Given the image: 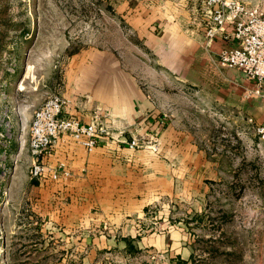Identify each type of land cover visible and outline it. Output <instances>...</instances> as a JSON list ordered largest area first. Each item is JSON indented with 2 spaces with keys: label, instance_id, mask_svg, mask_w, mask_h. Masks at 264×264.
Listing matches in <instances>:
<instances>
[{
  "label": "rangeland",
  "instance_id": "obj_1",
  "mask_svg": "<svg viewBox=\"0 0 264 264\" xmlns=\"http://www.w3.org/2000/svg\"><path fill=\"white\" fill-rule=\"evenodd\" d=\"M242 1L264 10V0ZM208 10L206 0H0V264H264V139L255 130L264 98L252 87L244 104H224L155 52L189 36L207 44ZM108 60L122 84L150 93L164 121L140 132L105 118L110 132L128 134L125 145L137 136L147 200L139 213L92 225L80 198L64 217L70 199L30 177L29 125L69 66Z\"/></svg>",
  "mask_w": 264,
  "mask_h": 264
},
{
  "label": "crops",
  "instance_id": "obj_2",
  "mask_svg": "<svg viewBox=\"0 0 264 264\" xmlns=\"http://www.w3.org/2000/svg\"><path fill=\"white\" fill-rule=\"evenodd\" d=\"M201 43L198 38L189 36L177 50L160 49L155 52L169 70L176 72L181 79L197 86L196 88L208 89L213 99L218 98L225 104L231 103L230 98L235 97L236 104L238 101L244 104L246 101L242 100L241 93L243 89L252 88L254 82L240 70L220 66L216 60V54L221 47L234 44L232 38L215 36L207 44L202 46ZM106 62L109 63L105 64L103 61L89 69H84L79 64L69 66L65 82L57 92L69 99L63 107L64 111L73 113L86 122L94 112L104 118H111L114 123L120 119L131 121L140 125V132L148 127L161 128L158 125L159 109L150 93L144 92L140 84L131 81L122 84L115 64L109 60ZM205 73L209 76L207 80H203ZM252 101L256 106L257 99ZM121 136L125 140L120 142L110 138V135L101 137L90 151L70 140L60 141L53 153L44 158L47 162L65 159L72 168L73 175L69 178L37 179L40 187L50 186L53 197L64 195L66 200L70 199V202H64L62 209H65H60V213L66 211L64 217L73 215L75 211L71 208V202L79 198L84 204L81 212L87 214L92 225H97L99 216L114 218L127 215L131 211L139 213L140 206L147 200L145 186H141L146 185V179L139 175L141 167L134 168L142 150L125 145L128 134H120ZM139 201L142 202L141 205ZM103 239L106 242L117 238L104 236Z\"/></svg>",
  "mask_w": 264,
  "mask_h": 264
},
{
  "label": "built area",
  "instance_id": "obj_3",
  "mask_svg": "<svg viewBox=\"0 0 264 264\" xmlns=\"http://www.w3.org/2000/svg\"><path fill=\"white\" fill-rule=\"evenodd\" d=\"M209 10L204 27L206 42L215 36H230L233 45L221 47L216 60L220 66L240 70L254 82V95L264 98V10L255 4L242 0H206ZM69 99L61 94H49L34 110L29 125V152L31 178L58 180L73 175L70 164L65 159L54 162L44 160L53 153L58 142L68 140L92 150L101 137L120 142V134L109 130L105 118L94 112L89 121L65 112L63 107ZM161 122L164 117H161ZM256 132L264 139V126L256 125ZM132 134L130 147L137 144L138 138Z\"/></svg>",
  "mask_w": 264,
  "mask_h": 264
},
{
  "label": "trees",
  "instance_id": "obj_4",
  "mask_svg": "<svg viewBox=\"0 0 264 264\" xmlns=\"http://www.w3.org/2000/svg\"><path fill=\"white\" fill-rule=\"evenodd\" d=\"M162 128H163V127H161L160 129H162ZM206 154L209 155L207 152H206ZM32 179H34V180H33L34 182L37 181V179H35V178H32ZM125 241H126V245H128V246L131 245V247H132V244L130 243V239H129V238H125Z\"/></svg>",
  "mask_w": 264,
  "mask_h": 264
}]
</instances>
